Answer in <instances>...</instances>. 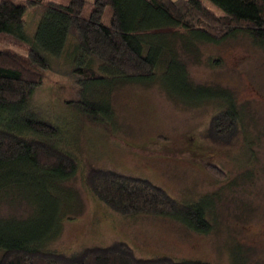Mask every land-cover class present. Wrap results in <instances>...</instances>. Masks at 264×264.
<instances>
[{
	"label": "trees",
	"instance_id": "obj_1",
	"mask_svg": "<svg viewBox=\"0 0 264 264\" xmlns=\"http://www.w3.org/2000/svg\"><path fill=\"white\" fill-rule=\"evenodd\" d=\"M208 1L221 12L202 0H31L44 8L30 30L27 5L0 0V40L26 49L23 62L0 48V204L19 195L40 210V220L48 217L27 223L19 220L23 217L0 216V264H211L138 257L121 240L71 253L43 249L59 234L65 193L60 185L74 176L77 160L56 139L59 128L31 104L43 72L62 60L77 74L81 98L76 104L90 122L110 118L107 94L113 88L158 84L172 98L180 90L194 105L212 101L221 107L204 136L227 143L239 131L240 107L229 90L193 83L174 41L195 50L198 44L244 34L264 51V0ZM85 180L98 200L120 214L162 215L195 231L211 230L205 197L180 202L149 179L109 168L91 167Z\"/></svg>",
	"mask_w": 264,
	"mask_h": 264
},
{
	"label": "rangeland",
	"instance_id": "obj_2",
	"mask_svg": "<svg viewBox=\"0 0 264 264\" xmlns=\"http://www.w3.org/2000/svg\"><path fill=\"white\" fill-rule=\"evenodd\" d=\"M15 1L27 5L25 22L33 30L44 5ZM174 43L193 83L233 95L242 114L239 131L225 144L205 137L221 107L212 101L194 105L191 95L180 90L172 98L158 84L113 88L107 94L110 118L90 122L76 104L81 98L77 74L62 60L56 62L43 72L31 104L59 128L56 139L75 156L77 170L60 185L65 191L59 202L64 213L60 231L43 249L71 253L121 240L143 258L264 264V51L244 34L220 44H198L195 50L184 49L178 38ZM0 48L26 62L23 46L0 40ZM91 167L149 179L180 202L205 197L211 230L195 231L167 216L112 210L88 189L85 177ZM15 199L0 204V216L48 221L40 220V210L19 195Z\"/></svg>",
	"mask_w": 264,
	"mask_h": 264
}]
</instances>
